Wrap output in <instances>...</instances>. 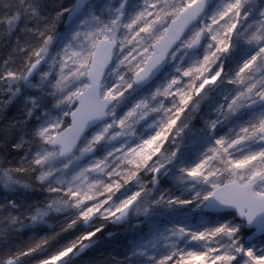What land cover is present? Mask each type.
Wrapping results in <instances>:
<instances>
[{"label": "snow or ice", "instance_id": "obj_1", "mask_svg": "<svg viewBox=\"0 0 264 264\" xmlns=\"http://www.w3.org/2000/svg\"><path fill=\"white\" fill-rule=\"evenodd\" d=\"M0 264H264V0H0Z\"/></svg>", "mask_w": 264, "mask_h": 264}, {"label": "trees", "instance_id": "obj_2", "mask_svg": "<svg viewBox=\"0 0 264 264\" xmlns=\"http://www.w3.org/2000/svg\"><path fill=\"white\" fill-rule=\"evenodd\" d=\"M107 227H108V230H111L112 232L116 230L111 225H108ZM130 235H131V229L127 232L124 230V228L119 230V233L117 236L112 237L106 241L105 248L108 251H111L113 248H116L117 250H122L123 246L126 244ZM21 242L27 243L28 237L27 236L21 237ZM88 255L89 257H98L99 252L94 250L90 252Z\"/></svg>", "mask_w": 264, "mask_h": 264}, {"label": "rangeland", "instance_id": "obj_3", "mask_svg": "<svg viewBox=\"0 0 264 264\" xmlns=\"http://www.w3.org/2000/svg\"><path fill=\"white\" fill-rule=\"evenodd\" d=\"M124 230L127 232V231H129V230H130V228H128V227H125V228H124Z\"/></svg>", "mask_w": 264, "mask_h": 264}, {"label": "water", "instance_id": "obj_4", "mask_svg": "<svg viewBox=\"0 0 264 264\" xmlns=\"http://www.w3.org/2000/svg\"><path fill=\"white\" fill-rule=\"evenodd\" d=\"M112 233H113V235L110 238H112L113 236H115L117 234V232H112Z\"/></svg>", "mask_w": 264, "mask_h": 264}]
</instances>
